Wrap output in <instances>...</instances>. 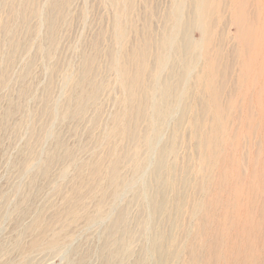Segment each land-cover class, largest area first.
<instances>
[{"label":"rangeland","instance_id":"rangeland-1","mask_svg":"<svg viewBox=\"0 0 264 264\" xmlns=\"http://www.w3.org/2000/svg\"><path fill=\"white\" fill-rule=\"evenodd\" d=\"M237 19L264 3L0 0V264H264L237 230L264 48L245 67Z\"/></svg>","mask_w":264,"mask_h":264},{"label":"bare ground","instance_id":"bare-ground-1","mask_svg":"<svg viewBox=\"0 0 264 264\" xmlns=\"http://www.w3.org/2000/svg\"><path fill=\"white\" fill-rule=\"evenodd\" d=\"M258 1L264 3V0H258ZM236 26H237V29L240 30V33L242 32L246 36L252 34L250 44H253V46L250 47L251 48L250 50H246V51L244 50L245 48H243V55L245 56V60L247 57V60L245 61V67L246 66H248V67L252 66L256 62V59H257L258 54H259V49L264 48V22H263V24L259 23L253 31L251 30V28H249V26L243 24L241 21H238V19L236 20ZM261 67H264V60L261 63ZM261 77L264 78V72H262L259 75V79H261ZM259 86H260V84H259ZM259 92H260V95L257 97L256 104H257V106H259V109L262 112L261 113V121H260L261 122V128L260 129L264 133V87L263 86L261 87V91H259ZM248 119L252 120V116H249ZM260 172L261 173L264 172V164L257 170L256 174L251 179V182L249 184L250 186L256 185L257 179H259V183H264V174H260ZM260 188L261 189L257 191L258 195L255 197V199L252 196H248L245 203H241L239 206V209H238V215L241 213V215H240L241 219L239 221H240V224L242 223V228L238 227L237 230L239 231L238 234L241 235V233H242V236L244 238V241H243L244 249H241V252L243 250L244 255L247 258V260L250 262H253V263H258V261H259L258 258L261 257L259 244H261V242H262L261 241L262 236L260 234H262L264 232V223L261 224L262 221L264 222V204L261 207L256 208L258 201L262 197L264 198V187L260 186ZM242 193H244V190L242 191V189H237L238 196H240ZM257 219H260L261 222L259 221V223H258ZM239 226H241V225H239ZM262 244H264V243H262ZM242 248H243V246H242ZM261 248H262V246H261ZM239 250H240V248H239ZM237 254H239V253H237ZM238 256H240V254ZM262 261H264V260H262ZM262 263H264V262H262Z\"/></svg>","mask_w":264,"mask_h":264}]
</instances>
